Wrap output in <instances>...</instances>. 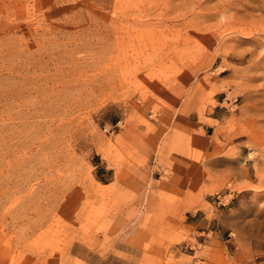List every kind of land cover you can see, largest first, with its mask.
Listing matches in <instances>:
<instances>
[{
  "label": "rangeland",
  "instance_id": "1",
  "mask_svg": "<svg viewBox=\"0 0 264 264\" xmlns=\"http://www.w3.org/2000/svg\"><path fill=\"white\" fill-rule=\"evenodd\" d=\"M0 264H264V0H0Z\"/></svg>",
  "mask_w": 264,
  "mask_h": 264
}]
</instances>
